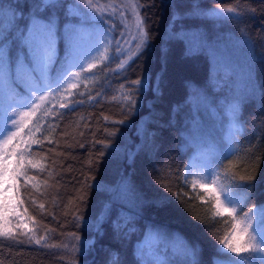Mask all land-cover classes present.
Wrapping results in <instances>:
<instances>
[{"label":"trees","instance_id":"trees-1","mask_svg":"<svg viewBox=\"0 0 264 264\" xmlns=\"http://www.w3.org/2000/svg\"><path fill=\"white\" fill-rule=\"evenodd\" d=\"M137 1L143 5L139 13L149 32L150 48L118 68L120 59L114 46H104L107 51L95 54L102 41L98 45L95 36L83 38L79 53L84 67L73 69L79 75L59 92L38 98L39 108L18 109L13 131L0 139V156H11V173H21L13 181L14 191L31 228V232L20 228L10 215L0 213V232H8L0 235V264H69L73 259L85 264V256L72 251L77 245L73 233L80 238L81 250L87 249V264H139L137 242L153 230L162 234L152 243L158 244L159 259L168 264H191V257L181 247L183 241L200 250L196 257L200 264H213V258L222 260L215 253L216 237L227 236L228 242H234L236 231L222 230L233 216L239 220L241 209L231 205L233 211H222L219 183L202 178L209 170L206 166L220 170L214 163L219 160L236 173L241 187L235 189V196L244 210L264 203V106L258 93L256 99L244 102V132L239 143L232 138L230 108L234 97L248 91L244 82L250 63L256 81L264 86V0H198L202 8L220 5L247 10L239 21L234 20L232 30L250 38L256 55L246 56L239 73L215 63L210 47L186 56L183 44L169 41V0ZM17 2L23 5L25 0H11ZM176 2L183 11L191 0ZM200 24V18L185 21L187 27ZM109 40H116L115 32ZM63 49L61 41V55ZM91 63L96 66L89 68ZM175 71L181 74L176 76ZM145 77L147 90L137 93L132 82ZM156 82L159 94L153 91ZM128 96L137 100L131 113L127 111ZM69 102L77 104L57 108ZM116 120L125 123H113ZM112 132L116 135H109ZM122 142L118 158L110 163L104 144ZM237 151L239 155H234ZM225 156L229 159H223ZM29 161L38 167L33 168ZM21 163L23 167H19ZM125 183L139 197L124 201L132 231L127 236L114 235L104 224L100 236L98 221L94 228L88 221L98 217L112 192ZM77 215L82 221L74 219Z\"/></svg>","mask_w":264,"mask_h":264},{"label":"snow or ice","instance_id":"snow-or-ice-1","mask_svg":"<svg viewBox=\"0 0 264 264\" xmlns=\"http://www.w3.org/2000/svg\"><path fill=\"white\" fill-rule=\"evenodd\" d=\"M169 6L172 9L169 20L168 37L170 42L181 43L184 46L186 56L195 55L200 51L207 50L209 45L205 33L197 28H190L185 25V21L199 19L202 10L198 0H191L190 7L181 10L176 0H169ZM119 5L113 6L109 12L107 9L97 7L93 0H25L21 5L19 2L12 4L11 0H0V139L13 131L12 125L16 123L17 110L20 108L35 109L40 106L36 100L46 99L44 95L49 96L52 92H59L70 78L78 76L74 68H83L84 64L80 61L83 59L79 53L80 41L85 37L95 36L98 41L102 40L101 46L94 49L99 53L107 51L104 45L115 47L117 52L124 54L123 44H129V38L125 33H120L122 40H109L115 25L110 23L113 19H119L123 24L124 16L119 10ZM125 8H131L134 20V33L131 39L136 41L135 51L129 59L123 60L120 64L124 68L129 61L136 56L144 53L150 48V36L146 28L144 17L139 13V8L143 5L137 3H128ZM211 14L218 18L241 19L247 10L237 7L214 8ZM224 13L229 16L224 17ZM63 20V23L61 21ZM64 42L63 55L60 54L59 44ZM245 43H251L250 38L245 37ZM212 55H217L215 49ZM89 54L88 59H91ZM107 58V57H105ZM94 63L89 64V68H94ZM148 78L136 79L132 82L137 93L142 94L147 89ZM75 87V85H73ZM246 95L234 97L230 103L233 121L232 138L239 143V136L244 132L242 117L243 104L247 99H256L257 93L261 105L264 106V86H260L254 77V68L250 63L246 71V80L244 82ZM154 94L160 93V84L156 82L153 86ZM37 93H40L39 97ZM191 95V93H190ZM142 99V96L140 97ZM127 111L134 112L137 108V100L132 96L127 97ZM61 107H67L61 104ZM179 106H177V111ZM28 113H25L27 115ZM34 114V111L31 113ZM193 123L199 126L195 116L192 118ZM115 124H123L124 120L113 121ZM171 123V120L169 121ZM39 131V128L36 129ZM115 136L116 133H109ZM154 136V133H149ZM38 143V141H33ZM112 145L105 143L104 148H110ZM103 151L101 156H103ZM13 155V154H9ZM239 155V151L234 153ZM3 157H0L2 160ZM223 159H229L225 156ZM23 154L21 155V161ZM9 161L0 164V213L6 217L16 211L15 204L8 194L12 188L5 190V177L8 175ZM33 168L37 164L29 161ZM220 170L213 169L210 165L208 172L202 177L212 184L219 183L220 192L224 195L228 204L234 207H240V217L237 221L233 216L232 220L227 222V229L236 231L232 236L234 242H228L227 236H217L218 243L215 248L217 256L223 257L222 260H215L213 264H264V203L257 207H248L244 210L242 201L235 196V189L241 187L236 183L237 175L231 170V167H225L223 160L214 162ZM19 167H23L21 163ZM21 175L19 171L12 173L13 181ZM253 177H248L252 179ZM90 179L95 180V177ZM244 180L245 177H239ZM27 183V181H26ZM91 187V185H89ZM205 187V185H201ZM248 188L254 187L248 185ZM139 199L135 189L128 184H123L121 188L112 192L109 201L103 206L98 217L96 231L98 235H104V224H108L114 235L127 236L132 229L130 228L131 220L126 216L127 206L125 200ZM217 206L219 196L215 197ZM43 208V205H40ZM27 211V209H25ZM17 215H19L17 211ZM76 221H82V216H75ZM220 223H225L220 221ZM26 227V226H25ZM0 235H8V232H0ZM77 242L72 251L85 256L87 264V249L81 250L79 245L80 238L72 234ZM175 235V234H174ZM146 239L139 240L135 249V254L139 264H168L167 260H160V249L158 244L152 243L153 240H160L162 234L159 230H153L152 233L145 234ZM183 240V237H181ZM40 244V240L35 241ZM89 244L94 241H88ZM48 247H61L60 245H46ZM67 248L68 245H64ZM181 247L186 256L191 257V264H200L196 258L199 249L192 248L187 241H183ZM152 257V258H150ZM69 264H79L75 259Z\"/></svg>","mask_w":264,"mask_h":264},{"label":"rangeland","instance_id":"rangeland-1","mask_svg":"<svg viewBox=\"0 0 264 264\" xmlns=\"http://www.w3.org/2000/svg\"><path fill=\"white\" fill-rule=\"evenodd\" d=\"M137 3V0H93V3L97 5V7H100L102 9H107V11H111L113 6L119 5V10L117 12V16H119L120 12L123 13L124 16V22L123 24L120 22L119 19H113L110 21V23L114 24V30L112 32L116 33V40H122V37L120 33H125L126 36L129 38V44H123L122 48L124 49V54H121L120 52H117L116 54L119 56L120 64L123 62V60L129 59L131 54L135 51V45L136 41L134 39H131L132 34L134 33V20L135 17L132 14L131 8H125L124 5L128 3ZM202 10V15L200 16L201 24L198 26L200 31L205 33L207 38V43L210 47V51L212 53V50L215 49L217 55L213 57L214 62L217 64H220L222 66H229L235 68L241 72L243 69V66H245V62H243L244 59H246V56L253 55L255 56V50L253 43H245V36L238 35L235 33V31L232 30V23L234 20L239 21L238 19L232 18V19H225V18H218L211 14V9L214 8H227L224 6H212V7H204L200 6ZM229 16L228 13H224V17ZM202 20H206L207 23L203 25ZM190 28H197V27H190ZM244 32V29H243ZM208 36H211L208 40ZM96 39V37H94ZM87 40V38H86ZM97 40V39H96ZM98 41V40H97ZM102 40L98 41V45ZM95 43H97L95 41ZM109 47L108 45H104ZM103 46V47H104ZM99 47V46H98ZM105 48V47H104ZM102 51V50H101ZM100 53V52H99ZM95 52V54H99ZM249 58V57H248ZM132 60V59H131ZM130 60V61H131ZM129 61V62H130ZM118 68H121L120 65ZM176 76L180 75L181 72L175 71L174 73ZM240 75V74H239ZM96 98H92L91 100H94ZM68 105L67 107H61L60 105L57 106L58 109L63 110L67 108L74 107L77 103L69 102L64 103ZM27 138L25 137L21 140V142L24 144L27 142ZM124 140V139H123ZM112 146L108 148L107 150V157L109 162H112L113 160H116L118 158V153L121 152L124 146V142L117 143V144H111ZM3 157L2 160H0V164H3L4 161H9L10 163L7 165L9 168L8 175L5 177V190L7 188H12L11 193L8 194V197L10 198L14 204L16 211H13V213L10 215L13 219L16 225L20 228H24L27 231L31 232L30 224L25 215L22 214L20 205L18 203L15 191H14V182L12 179V173H11V165H12V158L7 156H0ZM223 196V201L219 205V208L222 211H233V207L231 204H228L227 201ZM17 211L19 215H17ZM97 222V218L92 219V221H88L89 226L91 228H94ZM26 226V227H25Z\"/></svg>","mask_w":264,"mask_h":264},{"label":"bare ground","instance_id":"bare-ground-1","mask_svg":"<svg viewBox=\"0 0 264 264\" xmlns=\"http://www.w3.org/2000/svg\"><path fill=\"white\" fill-rule=\"evenodd\" d=\"M111 163V162H110Z\"/></svg>","mask_w":264,"mask_h":264}]
</instances>
